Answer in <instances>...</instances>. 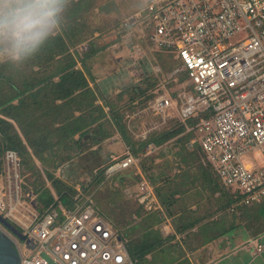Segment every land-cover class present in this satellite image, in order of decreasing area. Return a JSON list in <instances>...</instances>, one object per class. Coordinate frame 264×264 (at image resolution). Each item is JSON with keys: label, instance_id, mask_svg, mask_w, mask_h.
I'll list each match as a JSON object with an SVG mask.
<instances>
[{"label": "built area", "instance_id": "built-area-1", "mask_svg": "<svg viewBox=\"0 0 264 264\" xmlns=\"http://www.w3.org/2000/svg\"><path fill=\"white\" fill-rule=\"evenodd\" d=\"M124 26L139 28L151 52L175 63L165 73L156 65L160 80L152 97L125 112L131 137L145 140L177 119L186 132H195L190 145L197 144L202 162L212 167L221 186L239 197L230 212L239 205L264 204V0H147L125 17ZM155 149L147 146L144 155ZM138 163L127 149L109 157L104 175L135 170L138 205L145 212L160 210ZM19 171L17 153L2 149L0 216L23 236L5 233L20 264H48L41 254L54 264H132L127 238L92 200L75 198L67 209L55 197L58 209L50 206L39 214L34 193H22ZM162 226L165 231L166 224ZM263 242L261 234L245 246L261 253Z\"/></svg>", "mask_w": 264, "mask_h": 264}, {"label": "trees", "instance_id": "trees-1", "mask_svg": "<svg viewBox=\"0 0 264 264\" xmlns=\"http://www.w3.org/2000/svg\"><path fill=\"white\" fill-rule=\"evenodd\" d=\"M86 2L87 0H76L72 4L78 12L81 9L83 10ZM79 17L80 15L77 14L75 19ZM75 32L79 34L81 30L75 28L72 34L74 35ZM70 39L71 37L66 40L63 35L56 34L42 46L34 57L27 61H21L20 63L29 62L31 66H36L39 70L48 68L51 70L45 75H39L30 80H22L20 85L17 86L13 84L12 76L5 77V83L12 86L13 93L9 97L3 98L0 102L1 150L10 149L16 152L20 158L22 175L30 173V176L35 177L36 182L32 184L36 195V208L39 214H43L50 206L57 210L56 198L67 209H72L74 205V190L58 180L54 175V172L59 168V164L55 163V159L58 158L62 164L67 163L72 160L70 155L72 151L77 149L76 155L81 154L82 150L86 148L85 144L89 141L96 144L110 136V133L104 131L101 124L93 126L102 114V107L95 106L96 94L89 88L88 79L84 71L75 69L77 62L69 53L68 48L69 45L76 43H72ZM96 53L97 50L90 49L89 53L83 55V58H81L83 68L85 67V60L90 59ZM159 56L164 71L172 70L175 63L164 55ZM158 83L157 78L151 76L142 79L140 85L132 86L130 91L133 95L122 108L126 107L128 110H134L137 107L144 106L152 97L151 91L156 88ZM118 98H120V95ZM14 100H17L15 105L11 104ZM56 101L60 102L56 103ZM135 101H137V105H133ZM104 105L110 107L109 113L112 124L134 156L143 153L149 145L160 148L172 140L178 142L181 147H185L194 137V131L186 132L182 123L176 119H170L166 127L161 131L149 134L145 140H134L126 128L124 110L120 111L119 107H112L106 100ZM90 108L91 110H88ZM73 111H77L80 114L74 117L72 115ZM96 113L98 114L97 116H95ZM56 123L59 126L53 128ZM187 123L192 125L191 121ZM48 124L49 127H47ZM76 134H78V138L74 139ZM87 135H90V139L83 143L82 140ZM54 147L61 148L65 155L60 158L56 151H52ZM192 150L189 152V156L194 160L196 158V150L198 152L200 150L198 147ZM35 159L41 165L42 172L52 190L47 187L46 181L35 164ZM146 159H148L147 156L139 161L138 166L144 176L147 177L149 185H153L154 177L162 175V169L159 164H156L154 166L158 167V174H155L156 176L149 174L144 166ZM103 164L102 160L94 161L95 168L93 170H96L94 179L96 180L97 178L98 182L104 176L107 168V164L99 168ZM197 169L200 172V180L204 182L201 184L208 190H213L214 193L219 192L217 209L220 212L238 203L239 197L221 186L210 165L198 163ZM161 181L163 185L160 187L156 186L153 189L158 202L166 210V215H168L167 211L171 206L175 191L170 189L166 180L162 179ZM220 200L222 201L221 204ZM138 207L145 213L143 214L145 217L141 220L142 224L129 226V222L126 221L125 217L122 219L123 223L119 221L113 223V226L129 239L126 249L132 264H142L145 256L150 254L162 239L159 228L153 229L154 226L159 225L163 221V217L159 215L160 212H145L142 206L139 205ZM239 209L244 210V216L250 219V225L248 226L250 229H244L245 231L254 234L253 236L264 232V204L239 205L235 207L234 211ZM132 213L139 217L142 216L138 210H134ZM139 225L145 226L142 228L143 232L139 236L134 237L133 232ZM223 225H225L224 221H220V226ZM207 230L205 229V231ZM213 232L211 239L222 237L230 231L218 230L214 226Z\"/></svg>", "mask_w": 264, "mask_h": 264}, {"label": "rangeland", "instance_id": "rangeland-1", "mask_svg": "<svg viewBox=\"0 0 264 264\" xmlns=\"http://www.w3.org/2000/svg\"><path fill=\"white\" fill-rule=\"evenodd\" d=\"M73 1L76 0H68L67 5L60 13L59 29L56 34L63 35L66 40L71 37V42L76 43L69 45L68 48L69 53L77 62L75 69H82L88 80L91 77L101 80L107 79L108 77L115 78L112 81L113 84L109 86L106 99L104 96L106 91L101 93L96 87H89L96 94L95 106L102 107V114L93 126L95 127L97 124H101L104 131L110 133L108 138L98 144L102 152L100 153L102 155L100 158L104 162L102 166H99V168H102L107 164L110 156H121L127 149L130 151L129 148L126 149L124 147L125 143L122 137L115 130V126L112 124V119L110 118V107L104 105V101H108L114 108L119 107L120 111L123 109L124 114L126 111H132L128 110L126 107L122 108L133 95L130 91L132 86L140 85L142 79L147 76L157 78L159 81L160 75L154 73L153 70L156 65H159L163 69V73H165V71L164 67L161 66L159 54L150 51L151 45L146 36L144 35L143 38L142 36L140 37L142 33L139 28L124 26L125 17L143 8L147 0H124L126 4L124 10L121 6L123 0H111V2L107 0H87L83 6V10L79 9L80 11L78 12L73 7ZM104 1L108 2L105 6H103V4L106 3ZM122 10L123 12L121 13ZM77 14L80 15V17L75 19ZM75 28H79L81 32L79 34L75 32L73 35L72 32ZM66 35L68 36L66 37ZM90 49L97 50V53L90 59L85 60V67L83 68L81 58H83V55L89 53ZM20 62H11L7 58L0 60V102L3 98L9 97L13 93L12 86L5 83V77L12 76L14 80L13 84L17 86L20 85L22 80H30L39 75H45L51 70L50 68L39 70L38 67L31 66L29 62ZM108 64H111L114 69H111ZM88 66L92 71V75H90L91 73L89 72ZM172 88L173 86L168 87V89ZM119 95L120 98H118ZM88 110H91V108ZM72 115H75L74 111ZM76 115L78 116L79 114L76 113ZM97 115L96 113L95 116ZM47 127H49V124ZM89 139V137L86 138L85 142L89 141ZM193 139H197L195 134L192 140ZM190 143L191 141L189 144H186L185 147H181L178 142L172 140L160 148L152 150L149 155H144L143 152L136 156L139 161L143 160L146 156L148 157L144 166L149 174L157 175L158 167L154 165L159 164L161 166L162 175L154 177V184H150L152 188L162 186V179L170 183V179L174 176L186 175L191 176L193 179L200 178L197 164L200 163L204 165L202 162L203 157L197 150L195 152V161L189 156V152L197 148L196 143L194 145H190ZM94 145L95 144L89 141L85 144L86 148L82 150L83 152L78 155H76L77 149L72 151L70 153L72 160L67 163L62 164L58 158L55 159V163L57 162L59 164V168L54 172L55 177L74 190V196L77 198L78 202H83L86 198L92 200L102 217L112 224L115 221L123 223L122 219L124 217L126 221L129 222V226L142 224L141 220L145 217L143 216L145 213L139 209L135 198L140 183L139 175L136 174L135 170L130 169L118 172L109 178H106L104 175L98 182L97 178L96 180L94 179L96 170H93L95 168L94 161H98L93 160L92 154H90V152L94 151L96 148ZM191 146H193V148H191ZM1 147L2 144L0 141V150ZM52 151H56L60 158L65 155V152L61 151V148L58 147L52 148ZM245 162L251 163L252 160L246 158ZM35 164L43 179L46 181L41 165L37 160H35ZM21 171L20 169L19 175L23 181L22 193L28 190L34 193V186L32 183L36 182L35 177L30 176V173L22 175ZM141 173L148 182L142 170ZM46 185L52 190L48 181H46ZM198 185H200V183ZM206 194L210 196L214 195V192L213 190H208ZM210 202L211 201H209V204L211 206ZM221 203L222 201L220 200V204ZM230 207L220 212V221H224L225 223V225L220 226V229L230 231L229 234L235 233V239L238 237L244 239L243 232H245L244 229H250L248 228L250 219L244 216V210L239 209L230 212ZM134 210H138L142 216L139 217L132 213ZM158 212H160L159 215L163 217V221L159 225L154 226L153 229H156V227L159 229L162 228L161 226L165 221L164 215H166V210L162 208V210H158ZM10 223L16 227L13 222ZM144 227L145 226L140 225L137 226L136 230L133 232V236H139L143 232L142 228ZM0 230L7 233L2 226H0ZM261 234L264 235V232L257 236ZM250 235L252 238L257 237L256 235L253 236L254 234ZM127 240H129L128 237ZM245 242H242L240 247L243 248L246 245Z\"/></svg>", "mask_w": 264, "mask_h": 264}, {"label": "crops", "instance_id": "crops-1", "mask_svg": "<svg viewBox=\"0 0 264 264\" xmlns=\"http://www.w3.org/2000/svg\"><path fill=\"white\" fill-rule=\"evenodd\" d=\"M107 1L111 2V0ZM107 1H104L106 3L103 6L108 3ZM121 6L123 10L126 8L124 0L121 2ZM108 66L111 69L113 68L111 64H108ZM89 72H92L90 67ZM114 79L108 77L101 80L91 77L88 84L90 88L92 86L93 88L96 87L101 93L106 91L104 93L106 97L108 96L109 86L113 84ZM59 102L56 101V103ZM11 104H17V100H14ZM74 112V117H77L76 113L80 114L77 111ZM58 126L59 124L56 123L53 128ZM85 137L90 138V135ZM85 137L82 140L83 143H85ZM77 138L78 134L74 135V139ZM99 143H96L94 145L95 150L90 152L93 160L96 161H101L100 157H102ZM124 147L128 148L126 144ZM194 179L186 175L174 176L170 179L169 187L175 193L172 197L171 206L167 211L168 215H164L163 225L166 224L167 228L165 231H162V228L159 229L162 239L158 246L145 256L142 264H264V249L261 253H256L253 248L240 247L242 242L252 238L248 231L244 230V239H240V237L235 239V233H227L222 237L211 239L212 234H214L213 227L215 226L220 230V210L217 209L219 192L210 195L211 197L207 196L208 189L201 184L204 183L200 180L201 177ZM198 182L200 185H198ZM209 201H211V206ZM158 204L161 211L163 207L159 202ZM178 229L183 230L178 231ZM205 229L209 231H205Z\"/></svg>", "mask_w": 264, "mask_h": 264}, {"label": "clouds", "instance_id": "clouds-1", "mask_svg": "<svg viewBox=\"0 0 264 264\" xmlns=\"http://www.w3.org/2000/svg\"><path fill=\"white\" fill-rule=\"evenodd\" d=\"M68 0H0V60L27 61L59 29Z\"/></svg>", "mask_w": 264, "mask_h": 264}, {"label": "water", "instance_id": "water-1", "mask_svg": "<svg viewBox=\"0 0 264 264\" xmlns=\"http://www.w3.org/2000/svg\"><path fill=\"white\" fill-rule=\"evenodd\" d=\"M0 224L8 233L16 236L21 240L23 239V236L20 234V232L1 216ZM41 257L44 258L48 264H54L44 254H41ZM0 264H20L19 256L14 244L2 230H0Z\"/></svg>", "mask_w": 264, "mask_h": 264}]
</instances>
